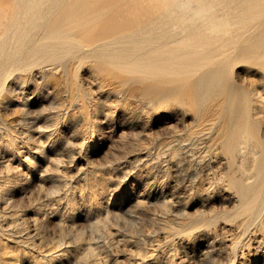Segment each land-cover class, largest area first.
Returning <instances> with one entry per match:
<instances>
[{
	"label": "rangeland",
	"instance_id": "obj_1",
	"mask_svg": "<svg viewBox=\"0 0 264 264\" xmlns=\"http://www.w3.org/2000/svg\"><path fill=\"white\" fill-rule=\"evenodd\" d=\"M201 3L0 0V264H264V0Z\"/></svg>",
	"mask_w": 264,
	"mask_h": 264
},
{
	"label": "bare ground",
	"instance_id": "obj_2",
	"mask_svg": "<svg viewBox=\"0 0 264 264\" xmlns=\"http://www.w3.org/2000/svg\"><path fill=\"white\" fill-rule=\"evenodd\" d=\"M156 8V12L159 14H166L168 18L172 15L177 20H184L187 17H194L195 19H201L202 21L212 23V14H207L208 9L204 7L201 3V0H149ZM164 22V20L162 21ZM213 27V25H212ZM151 58V56H150ZM150 60V59H149ZM246 140L238 139L234 144L228 145L227 151L231 156H233V152L236 148L239 151H243L245 147H247ZM242 168H244L242 166ZM261 170L264 169V159L261 164ZM264 185V179L262 182ZM239 194L243 197L246 195V188H239ZM260 204V205H259ZM264 210V193L257 192L253 196H251L250 203L247 207V212L250 213L252 218H257L262 214ZM246 212V213H247Z\"/></svg>",
	"mask_w": 264,
	"mask_h": 264
}]
</instances>
